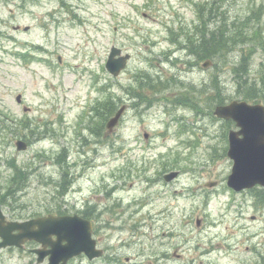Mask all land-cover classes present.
Returning <instances> with one entry per match:
<instances>
[{
  "label": "rangeland",
  "instance_id": "rangeland-1",
  "mask_svg": "<svg viewBox=\"0 0 264 264\" xmlns=\"http://www.w3.org/2000/svg\"><path fill=\"white\" fill-rule=\"evenodd\" d=\"M206 1L0 0V115L16 125L15 132L0 134V190L13 174V160L29 172L10 206L2 207L9 219L98 206L103 215L99 211L95 237L104 254L83 258L82 264H110V223L122 222L128 228L120 242L123 257L141 249L154 255L152 264H264L261 187L228 186L233 166L228 134L238 127L213 114L218 105L244 99L248 89L238 87L232 68L250 48L248 84L261 91L255 103H264V0L217 3L216 13L225 10L231 20L260 13L249 28V20L243 24L244 46L204 68L190 44ZM114 45L131 54L118 77L105 67ZM33 51L40 60L33 61V55L29 63L16 54ZM145 72L152 79L141 85ZM155 85L159 91L147 99L151 107L145 102L129 107L113 132L103 130L106 141L95 142L88 129L94 102L113 97L119 105L131 104L138 100L130 90L147 94ZM47 125L54 137L45 136ZM18 139L25 140L26 149L17 148ZM63 152L67 162L60 165L56 159ZM163 164L180 171L176 180H164ZM65 170L74 184L63 202L55 182ZM133 224L139 226L136 232ZM28 258L0 250V264H28Z\"/></svg>",
  "mask_w": 264,
  "mask_h": 264
},
{
  "label": "water",
  "instance_id": "water-1",
  "mask_svg": "<svg viewBox=\"0 0 264 264\" xmlns=\"http://www.w3.org/2000/svg\"><path fill=\"white\" fill-rule=\"evenodd\" d=\"M119 54L121 49L114 47L106 63L107 69L115 76L125 68L130 57L127 54L117 58L116 55ZM211 63L206 61L203 66L208 67ZM18 100H21V96H18ZM123 110L121 108L108 122L109 130L118 123ZM214 113L220 118L233 119L240 127L239 130H231L229 134L228 156L233 160V166L228 185L237 191L258 184L264 186V105L233 100L229 104L217 106ZM17 146L18 149H26L27 144L20 140ZM177 175L178 171H173L165 179L169 181ZM215 184L214 182L210 185ZM90 231L91 223L78 215L50 214L26 221H9L0 207V236L3 239L0 248L21 246L27 240L35 239L44 246L52 245L49 264H67L70 257L83 250L90 257L101 255L102 251L95 249V241L91 239ZM53 234L58 237L56 241L51 240ZM45 255L46 252L41 251L38 261H43Z\"/></svg>",
  "mask_w": 264,
  "mask_h": 264
},
{
  "label": "trees",
  "instance_id": "trees-1",
  "mask_svg": "<svg viewBox=\"0 0 264 264\" xmlns=\"http://www.w3.org/2000/svg\"><path fill=\"white\" fill-rule=\"evenodd\" d=\"M223 0H211L207 4H203L200 7V17L203 21L199 27H196L194 31V41L193 48H191L192 53H194L200 59H217L219 60L221 56H227L230 52L236 50L237 45L244 46L240 41V38L245 33L243 24L245 21L249 22L246 24V27L249 28L252 19H257V13L260 11L254 12L253 16H246L244 18H235L231 20L227 16V12L224 10L222 12L216 13L217 3L222 7ZM207 5L209 7L207 8ZM207 18L206 20H204ZM211 21L215 24L214 28H207V22ZM258 30V29H256ZM249 31L254 32L249 29ZM259 31V30H258ZM260 32V31H259ZM199 33V38L197 37ZM250 38V35L246 33ZM197 40L199 41L197 43ZM256 36L250 39V43L255 46ZM247 43V42H246ZM245 43V44H246ZM253 48L249 49V53L243 52L239 61L232 68V72L238 74L240 85L239 88L246 87L248 90L242 94V97L248 101H259L262 97L261 91L256 85L252 83L248 84V75L251 72L250 59L252 57ZM152 78L149 74H144L141 85H144L146 81H150ZM215 87L220 91L221 87L215 83ZM156 88V85H155ZM135 97L139 98L141 101H147L148 97L145 93H139L136 89L132 92ZM264 96V95H263ZM98 107L94 110L98 111L102 121L97 124L98 133L103 130L105 123L104 120L109 116L113 115L117 109V102L113 101L112 97L105 99L103 102H98ZM194 108L197 109L195 103L192 104ZM103 111V112H102ZM14 132V125L11 124L10 120L4 119L3 117L0 120V134L1 132ZM11 167L13 169V174L6 184L0 190V205L10 206V201L12 198L17 196L18 191L22 188L27 178V171L19 166L15 160L11 162ZM68 172L64 171L63 180L59 181L57 184V190L60 195H64L71 184V178L67 177Z\"/></svg>",
  "mask_w": 264,
  "mask_h": 264
},
{
  "label": "flooded vegetation",
  "instance_id": "flooded-vegetation-1",
  "mask_svg": "<svg viewBox=\"0 0 264 264\" xmlns=\"http://www.w3.org/2000/svg\"><path fill=\"white\" fill-rule=\"evenodd\" d=\"M127 106V109H129V107L131 108L133 105H137V103H131V104H125ZM169 171V169H166L165 172ZM163 173V175H164ZM114 191V190H112ZM68 207V206H67ZM67 207H63L62 209L59 210H54V211H48L47 214H79L81 217H83L84 219H88L91 220L93 223V229H92V235L96 240V243H98V239L95 237L96 236V222L99 221L103 215V211L99 210V208L97 206H91V205H85V206H72V208H67ZM61 211V212H59ZM99 211L102 213V215L100 216ZM111 212V210H110ZM124 222L120 223L117 225V227H111L114 225V223H110V230L114 231L112 232L113 236H110V264H132V262H134L135 264H145V262L141 261V260H137V258H146V260L152 264L153 263V256L152 254L147 255L144 251H141V249L138 251V253H136L133 256H124L123 257V253L121 252L123 246L125 245V243L121 244V241H124L123 238V234L124 232L128 229L127 227H124L123 224ZM139 228V226L137 224H133L132 227L130 229H132L134 232H136V230ZM114 238V240L111 241V239ZM51 240L55 241L57 240V236L54 234L51 236ZM115 242H117V244H115ZM65 243V242H64ZM52 249V245H47L44 246L43 244L37 242L36 240H28L26 241L22 246L17 247V246H11L8 247L6 249L3 250H11V251H17V252H21V256H25L28 255L29 258L26 260L28 262V264H33V258H38V250H42L44 252H47L48 250ZM144 250V249H143ZM50 253L46 254L44 261L42 262V264H48L49 263V259H50ZM83 258L86 259H90L93 260L89 257V255L86 252H82L76 256H73L71 258L68 259V264H78L77 260L80 261V263L82 264V261L84 260ZM32 262V263H31Z\"/></svg>",
  "mask_w": 264,
  "mask_h": 264
},
{
  "label": "bare ground",
  "instance_id": "bare-ground-1",
  "mask_svg": "<svg viewBox=\"0 0 264 264\" xmlns=\"http://www.w3.org/2000/svg\"><path fill=\"white\" fill-rule=\"evenodd\" d=\"M264 231V230H263Z\"/></svg>",
  "mask_w": 264,
  "mask_h": 264
}]
</instances>
